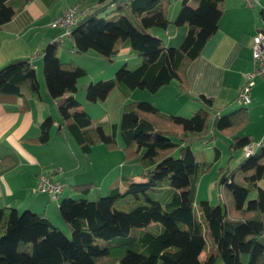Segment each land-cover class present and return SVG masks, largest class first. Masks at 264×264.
<instances>
[{"label":"trees","instance_id":"1","mask_svg":"<svg viewBox=\"0 0 264 264\" xmlns=\"http://www.w3.org/2000/svg\"><path fill=\"white\" fill-rule=\"evenodd\" d=\"M14 1L0 0V28L31 0ZM188 2L182 0L172 20L170 0H98L90 11H82L69 38L75 53L92 50L111 61L128 46L141 58L133 68L124 64L112 78L89 83L85 100L103 102L115 89L154 93L172 81L186 90L187 68L217 30L224 10L223 0ZM258 13L264 20V10ZM182 26L187 30L176 47L151 32L158 28L170 36ZM58 47L50 41L41 53L45 88L60 117L57 132L70 136L84 155L97 144L115 150L114 135L94 126L89 114L78 109L75 93L85 69L72 60L61 61ZM6 98H21V111L40 99L29 58L0 68V101ZM199 99L202 107L189 118L163 114L146 101L124 103L118 124L124 160H139L145 179L128 182L122 192L114 185L95 200L62 198L58 212L70 238L42 213L0 207V264H218V259L222 264H264V190L259 186L264 141L235 168L219 170L224 208L206 200L195 207L193 144L210 143L215 132L231 138L232 152L253 143L250 135H236L249 121L246 107L217 115L212 98ZM54 122L47 117L40 123L38 142H47ZM219 154L215 148V158ZM10 162L5 157L0 167ZM92 187L72 185L84 195ZM164 188L170 191L165 202L157 198ZM250 194L254 197L249 199ZM113 238L120 239L114 245L96 244Z\"/></svg>","mask_w":264,"mask_h":264},{"label":"crops","instance_id":"2","mask_svg":"<svg viewBox=\"0 0 264 264\" xmlns=\"http://www.w3.org/2000/svg\"><path fill=\"white\" fill-rule=\"evenodd\" d=\"M14 2L20 3V0ZM97 2L98 0H87L82 4L79 0L27 2L0 28V68L23 58H29L35 70L42 68L41 53L56 32L50 27V22L75 3L80 5L81 12H88ZM259 2L261 4L257 7L248 8L242 0H223L224 10L217 30L205 43L200 55L187 68L186 90H182L177 81L170 82L154 93L146 90L136 93L138 89L123 93L120 89H115L105 101L90 103L85 100L86 105L81 102L77 92L75 93V99L79 102L78 109L89 114L94 126L99 125L107 133L114 135L117 144L115 150H107L104 145L97 144L92 147L90 154L84 155L70 136L64 132H57L60 117L55 102L51 100L45 87L41 88L43 81L40 74L37 78L40 99L31 100L28 110H20L21 98H6L0 101V164L5 157L11 160L7 167H0V207H10L17 212L28 210L42 213L59 228V225L63 224L58 212L61 199L66 196L83 197L72 188V185L93 184L92 189L84 196L90 199L92 190H95V195L100 196L103 191L107 194L108 190L116 185L122 192L128 182L144 180L139 160L125 161L122 151L123 140L122 138V141L119 140L120 107L126 102L144 100L163 114L184 117H187V114L192 115L202 107L200 96L213 99L212 109L217 115L240 108L241 104L236 101L237 95L246 81L245 76L252 72L254 67L251 53L252 38L259 29L264 28V20L258 13L264 10V0ZM188 3L195 5L193 0H189ZM179 28L183 30L182 35H185L187 28L185 26ZM172 35L167 36L166 43L160 36L158 37L166 46L176 47L177 45L171 43ZM66 41L70 45L69 50L72 51L70 39ZM57 56L61 61L68 57L59 52ZM114 58L120 61L135 58V66L140 62V57L128 46L122 47ZM69 59L79 65L70 56ZM110 73V70L100 72L99 76ZM85 85L83 83L81 87L84 89ZM133 95L141 98H133ZM113 101H116L119 110L118 118L110 116V104ZM248 104L251 107L247 110L249 112L261 110L262 113L264 110V80L260 76L254 77ZM92 106H98L95 108L105 113L94 117ZM47 117H52L55 122L49 130L47 142L40 143L37 141L40 134L39 125ZM260 117L263 120L258 124L260 127L258 131L236 135H250L251 138L253 135V142L254 139L261 138L264 133V113ZM211 132L210 130L209 133ZM55 173H57L55 179L63 186L60 194L55 196L37 189L39 174ZM259 186L264 190V178L259 181ZM166 188L161 192L168 197L170 191ZM155 228L158 230L157 225Z\"/></svg>","mask_w":264,"mask_h":264},{"label":"rangeland","instance_id":"3","mask_svg":"<svg viewBox=\"0 0 264 264\" xmlns=\"http://www.w3.org/2000/svg\"><path fill=\"white\" fill-rule=\"evenodd\" d=\"M79 1H81V4H82V3H85L87 0H79ZM181 2L182 0H170V7H169V13H168L169 18H173V17L175 18L179 10V6ZM75 4H78V3H75ZM259 4L261 3L259 2ZM109 10H112V8H110ZM112 15L114 14L113 13L108 14V17L110 18ZM151 32L152 34L156 36H160L164 40L165 43L168 41V37L165 35L163 30L158 29V28H153L151 29ZM182 32L183 30H181L180 28L176 29L174 35H172L173 40L171 41V43L178 46L183 38L182 36H184L182 35L183 34ZM55 35H56V32H55ZM55 35H53V37ZM69 48H70V45L66 41L64 44H61V45L59 44L57 52L63 54V56H68L66 57L67 59H64V61L71 60L69 59V56H70L71 58L77 61L79 66L85 69L86 75L79 79L78 85H77V96H79L83 104L85 103L84 102L85 101V89L81 87V84L85 83L86 84L85 86H87L91 82H98L100 80H108L112 78L114 76V73L124 64H126L128 68H133L135 66L134 65L135 58L129 59L126 61H120L118 58H113L111 61H109V60L104 59L103 57H101L100 55H98L96 52L92 50H90L87 54H78V53H75L73 50L72 51L69 50ZM139 59L141 60V58ZM111 69L114 71L112 72ZM109 70L111 72L109 75L99 76L100 72L105 73ZM36 74H37V78L39 74L42 77L43 82L41 84V88L45 87L41 67L36 69ZM136 93H142V90H137ZM133 98L140 99L141 97L140 96L134 97L133 95ZM137 101H144V100H137ZM110 105H111L110 116L112 118L113 117L118 118L119 110L116 105V101H113ZM92 107L94 108V111H93L94 117H97L100 114L105 113L101 109L95 108L98 106H92ZM241 107H246L247 110L248 108H251L249 107V104H246V105L241 104ZM262 113H264V110H262ZM262 113H261V110H254V112L248 111L249 121L239 132H237V134L242 135L245 132L258 131L260 129L258 124L260 123L261 120H263V118L260 117ZM186 116L187 117L185 118L191 117L190 114H187ZM251 136L252 138H254L253 135ZM263 138H264V133L261 138L254 139L255 142H253L251 146L254 147V145L260 142ZM119 140H121V137ZM230 143H231L230 137H226V136H223L215 132V138L210 143L208 144L195 143L192 146L195 152L196 158H197V162H198L197 173H196L197 181L195 184V199H194L195 207L198 206L200 201L206 200L212 205L220 204L221 207L224 208L225 199H224V194L222 192V188L219 185L220 176L218 172L220 169H226V168L233 169L245 159L243 149L232 152L231 149L229 148ZM215 148H217L220 153L218 158H215ZM167 189H172V188L168 187ZM105 192L106 191H103L100 196H105L106 195ZM79 195L83 196V197L80 196L81 198H86L84 197L85 195L82 193H79ZM165 195L166 194L164 192H161L158 194L157 198L165 202L170 197V196L167 197ZM253 197H254V194L249 195V199ZM89 198H90L89 200H95L97 198V195H95V190L91 191ZM59 226H60L59 228L61 229V231L65 235H67V237L70 238L71 234L67 230V228L64 227V224H61ZM134 230L135 229H133L132 231ZM119 239L120 238H113L110 240L97 239L96 244H98L99 246L114 245L119 241ZM201 257H203V255ZM217 262H221V260L218 259Z\"/></svg>","mask_w":264,"mask_h":264},{"label":"built area","instance_id":"4","mask_svg":"<svg viewBox=\"0 0 264 264\" xmlns=\"http://www.w3.org/2000/svg\"><path fill=\"white\" fill-rule=\"evenodd\" d=\"M243 4L248 8H254L259 5V0H242ZM81 15V8L79 4H74L67 7L60 15L50 22V27L56 31V35L51 42L57 44H64L70 38L71 29L77 23ZM253 71L245 76V83L239 90L236 101L238 104H248L250 101V88L254 84V77L260 76L264 80V28L259 29L252 38L251 46ZM264 141V138L256 143L254 147L251 145L244 148V155L248 156L255 149L259 148ZM55 175L39 174L37 181V189L49 192L53 195H58L62 192L63 186Z\"/></svg>","mask_w":264,"mask_h":264}]
</instances>
